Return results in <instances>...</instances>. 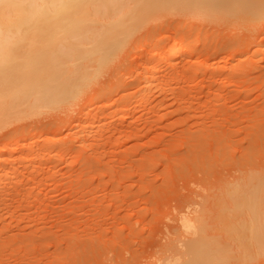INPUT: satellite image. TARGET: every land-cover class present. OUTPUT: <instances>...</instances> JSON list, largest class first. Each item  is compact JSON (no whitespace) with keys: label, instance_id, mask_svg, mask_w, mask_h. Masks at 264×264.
<instances>
[{"label":"rangeland","instance_id":"374dc122","mask_svg":"<svg viewBox=\"0 0 264 264\" xmlns=\"http://www.w3.org/2000/svg\"><path fill=\"white\" fill-rule=\"evenodd\" d=\"M147 1L0 127V264H264V0Z\"/></svg>","mask_w":264,"mask_h":264},{"label":"bare ground","instance_id":"6f19581e","mask_svg":"<svg viewBox=\"0 0 264 264\" xmlns=\"http://www.w3.org/2000/svg\"><path fill=\"white\" fill-rule=\"evenodd\" d=\"M123 1L0 0V127L18 118L22 110L19 104L28 101V97L32 99H29L32 104L27 103L30 114L34 112L30 109L42 101L48 106L62 103L85 89L86 83L65 82L64 74L61 76L68 69L65 65L70 63V57L76 61L90 58L98 49L99 45L94 44L98 36H110L118 28L132 25L150 7L147 0H134V5L118 13ZM154 9H151L153 13L157 10ZM185 51L180 46L166 49L163 54L176 59ZM147 56L153 58V52ZM146 64L149 74L144 80V89L149 92L155 84L157 59H149ZM25 104L21 105L26 107ZM16 110L18 113L13 112ZM21 113L19 118L26 116ZM114 117L125 118L118 113ZM183 224L194 229L188 217H184ZM198 250V245L191 247L194 261ZM196 262L204 264L205 261L199 258Z\"/></svg>","mask_w":264,"mask_h":264}]
</instances>
